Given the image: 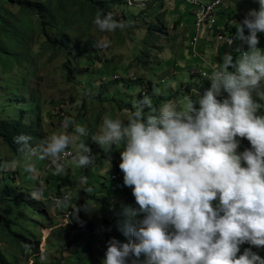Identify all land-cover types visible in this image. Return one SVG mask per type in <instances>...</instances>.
I'll use <instances>...</instances> for the list:
<instances>
[{
	"label": "clouds",
	"instance_id": "obj_1",
	"mask_svg": "<svg viewBox=\"0 0 264 264\" xmlns=\"http://www.w3.org/2000/svg\"><path fill=\"white\" fill-rule=\"evenodd\" d=\"M255 2L258 7L249 9L240 21H226L221 16L222 0L218 25L226 34L235 33L230 31L236 27L240 43L229 49L240 55L233 52L234 60L231 52H226L218 66L206 64L208 71L197 66L189 70L194 91L190 94H198L194 100L187 98L182 109L173 101L157 109L142 96L126 119L105 117L91 137L92 144L100 146L106 155L114 145H122L111 179L130 187L135 202L134 206L121 207L119 230L128 239L122 242L110 237L102 264H264V257L252 247L240 248L245 243L264 246V112H258L260 106L253 99L254 93L264 95V49L257 47V33H264V0ZM93 23L101 32H112L127 28L130 22L116 18L113 12L97 11ZM203 30L212 36L203 27L199 38ZM109 43L97 40L94 47L106 48ZM195 58L197 49L192 55ZM203 73L211 74L206 78ZM135 79L130 76V80ZM164 82L158 81L157 86ZM61 120L62 127L69 129L70 118L64 112ZM74 131L87 134L82 125ZM38 132L36 137L24 133L13 137L21 155L11 152L0 137L14 156H27L23 164L26 172L36 171L32 158L55 160L59 154L61 158L75 155L66 150L73 140L69 132L49 137ZM240 137L249 147L238 151ZM79 148L76 165H91L95 154L85 143ZM107 164L110 167L108 159ZM14 167L0 160V171ZM62 171L57 165L56 172ZM11 174L15 177L16 173ZM83 190L91 191L87 187ZM62 196H53L57 206L67 202ZM29 197L32 199L31 193ZM70 209L66 223L78 220L77 212L92 208L84 203Z\"/></svg>",
	"mask_w": 264,
	"mask_h": 264
},
{
	"label": "rangeland",
	"instance_id": "obj_2",
	"mask_svg": "<svg viewBox=\"0 0 264 264\" xmlns=\"http://www.w3.org/2000/svg\"><path fill=\"white\" fill-rule=\"evenodd\" d=\"M134 1L136 2L131 3L136 4L134 7L129 4L127 6L114 7L110 10V12L115 14L116 18L132 21L127 28L117 29L112 32H101L92 23L94 28L92 35L93 42L95 43L97 40H107L110 42L108 47L100 48L101 54L99 55L102 56L103 60H110L113 64L119 62L124 64V67L128 69V72L125 74L127 79H130V76L131 78H136L137 81L140 78L151 79L153 86H157V82L164 79L165 82L163 86L158 88L157 93L168 94L170 91L176 93L179 90V86H181V91L187 94L186 83H190L193 79L189 73V66L196 62L194 61L195 59H192L187 39L189 32L194 26V15L190 13V10H192L190 5L183 2L180 7V14H178L177 12L175 13L177 1L165 0V6L161 9V14H164L161 17L162 28L158 29L155 38L149 44L150 63L147 62L144 65V60L138 63L134 59L135 53H133V50L134 48H139V52L143 53L140 49V42L147 35L145 31L147 25L142 16L147 18V14L144 13L147 11L153 12L155 7L152 10L143 7L144 1L147 0ZM201 1L206 2L207 0ZM225 2L228 6L226 9L228 19L236 15H244L249 9L258 7L255 0H225ZM144 8L146 9L144 10ZM132 11L137 17L141 16V18L131 20L129 17ZM219 17L217 16V20ZM257 35L259 37L257 47L264 49V33L258 32ZM132 38L135 39L133 40ZM38 40L39 37L36 35L33 45L35 51L38 48ZM45 57L46 55H41L36 63L40 70V75L43 74V76L34 77L35 79L30 84L31 89L38 90V96L40 97L41 121L38 123L41 126H38V131L40 130L45 137L61 131L69 132L73 136V140L66 147V150H72L76 155L80 152L79 144L85 143L90 147L92 153L95 154V158L93 163L86 167H78L76 165L75 155L61 158V154H59L55 160L52 157H48L45 160L32 158L30 162L34 164L36 171L28 173L23 168L27 156L23 159L14 156L0 138V160L8 161L15 165L13 169L4 171L18 173L15 174L14 187L18 189L21 195L26 197L30 192L32 194V200L29 205L4 207L5 214L7 218L13 220L11 226L14 230L27 228L36 235L32 240H39L38 252L31 249L30 244H24L25 247L20 248L15 246L10 250L3 238H1L0 249L9 256L8 260L10 264H65L66 262H72L75 255L72 251H78L82 242L90 239L94 250L93 258L95 260L100 259L102 262L106 242L102 238L103 241L97 238L100 235L98 229L101 227V216L95 202L91 200L87 201L88 192H85L83 189L86 187L90 188L91 191L89 192L97 195L101 191L114 193L116 201L124 203L126 201L125 198L123 196L119 197L117 193L119 189L123 193L126 186L123 185L122 181L115 183L111 179L114 161L119 163L120 160L119 151L122 145H114L106 155L100 146L95 143L92 144L91 137L97 134L105 117L126 119L136 104L137 100L135 98L138 97L140 92L137 94L133 91L129 92L127 85L121 83L117 86L122 89L123 93L126 94L125 96H128V100L121 99L123 102L119 106L116 103H113V106H111L110 102L99 104L94 99L89 98V96L83 104L80 94L75 97L72 94V90L67 89L68 93L66 92V86L59 85L61 83V72L60 74L55 72L59 68L60 58L55 55L51 61L47 62L45 61ZM174 72L178 73L175 74ZM21 73L22 67H15L9 73L3 75V79L7 75L20 76ZM112 73L109 74L116 76L123 72L112 71ZM119 77V75L116 76L114 81L119 79ZM115 86L116 84L114 83L110 90H113ZM74 90L76 91V89ZM262 90H264V86H262ZM193 92V89H191V93ZM141 94H146V91H143ZM254 94L264 97V95L258 93ZM129 97L131 98L129 99ZM184 99L177 95L173 102L176 103L178 108L182 109L186 102ZM60 102H62V105ZM62 112L70 118L71 125L69 129L62 127ZM9 114L14 117L18 116V113L14 110H9ZM81 125L85 127L86 135L81 136L75 133V127ZM107 159L110 167H108ZM57 165L62 166V172H56ZM4 171H0V177ZM65 177L68 181H63ZM82 178H84L83 181ZM56 179L59 180L58 183H56ZM53 183H56L55 186L61 185V194L66 193L62 197H67V202L62 206L55 204L56 198L53 196H56V194L50 186ZM45 192H47V195ZM84 203L92 208L87 213L90 220L95 223L93 225L95 229L93 234H88L86 227L81 222L77 224L75 220H72L66 223L68 217L65 213L68 209ZM69 204L70 206L67 207ZM35 213L38 215H35ZM21 215H26L27 218L18 220ZM257 250H261L262 253L259 255L264 257V246L256 248L255 251ZM41 255L45 256L43 261L40 259Z\"/></svg>",
	"mask_w": 264,
	"mask_h": 264
},
{
	"label": "trees",
	"instance_id": "obj_3",
	"mask_svg": "<svg viewBox=\"0 0 264 264\" xmlns=\"http://www.w3.org/2000/svg\"><path fill=\"white\" fill-rule=\"evenodd\" d=\"M177 1L175 8L178 14L181 10L182 1ZM204 5L206 2L197 0ZM136 2L134 0H0V137L9 146L10 151L16 155L23 153L17 151V145L13 142V137L17 134L24 133L31 136H38V126H41L40 116V97L36 89H31L30 84L40 75V70L36 63L41 55H46L45 61L49 62L56 55L61 62L58 70L55 73L60 74V84L66 86V92L72 90V94L76 97L80 94L81 101L85 99H94L99 104L110 102L111 106L116 103L118 106L123 102L121 99H127L128 96L123 93L118 84H126L130 91L138 92L139 95L136 100L142 96H147L150 104L154 108H159L166 101H175L176 96L179 95L186 100L187 98H196L198 94H190L192 85L188 83L186 86V93L181 91V87L176 93L162 94L157 93L159 86L154 87L151 80L140 78L130 80L125 77L128 69L122 63L113 64L110 60H103L100 48L94 47L93 42V18L97 11L109 12L114 7L135 6L131 4ZM143 7L155 9L147 11V18L142 16L146 21V37L140 42V49L134 48V58L138 62H143L145 65L149 63L150 43L155 38L158 29L162 28L161 9L165 6V0H147ZM185 2V1H184ZM194 8L193 4L185 2ZM174 8V9H175ZM146 8H144L145 10ZM141 13V12H140ZM244 15H237L232 19L241 20ZM131 20L140 19L141 16L132 11L129 17ZM137 18V19H136ZM130 23L132 21H129ZM129 23V24H130ZM136 26V25H135ZM134 27V25H133ZM235 26L230 32H236ZM38 35V48L35 51L33 45L35 43V36ZM133 40L135 38H132ZM87 41L86 43H84ZM15 67H22L20 76L7 75L3 79V75L10 72ZM120 72L116 76L119 79L114 81L115 75L109 73ZM114 74V73H112ZM40 76H43L41 74ZM139 82V83H138ZM116 86L110 90L113 84ZM209 84L202 87L207 88ZM76 89V91L74 90ZM110 90V92H109ZM146 91V94H141ZM131 97H129L130 99ZM253 99L260 106L258 112H264V97L253 95ZM183 100V101H184ZM65 103V101H63ZM128 102V101H127ZM183 103V102H182ZM62 105V102H60ZM9 110H14L18 113L17 117L11 116ZM147 112L148 109L145 108ZM239 150L249 147L248 141L240 137ZM31 142V140L29 141ZM16 173V172H15ZM17 174V173H16ZM6 175L2 179V186H0V243L3 238L10 250L13 247H24V244H30L31 249L38 252L39 240H32L36 237L34 232L27 228L14 230L11 224L13 220L7 218L4 207H21L29 205L32 200L27 194L26 197L18 192L14 187L15 177L10 172H4ZM62 180V179H61ZM29 181V180H27ZM63 181H68L65 177ZM59 180L56 179V183ZM115 182V181H114ZM56 183L51 184V189L55 192L56 197H61L60 187L55 186ZM116 183V182H115ZM125 191L121 193L118 190V196L125 198L124 203L116 201L114 193H105L101 191L99 195L87 193V201H94L98 207L101 216V227L98 229L100 235L105 242L110 238H115L119 241L126 242L128 237H125L119 230V221L121 220V207L123 205H135L131 194V188H124ZM47 195V192H45ZM117 196V195H116ZM82 205V204H81ZM70 204L67 206L69 207ZM79 206V205H78ZM70 209V208H69ZM71 211V210H68ZM67 213V212H66ZM65 213V214H66ZM37 214V213H35ZM76 223H83L88 234H93L95 231L87 211H79ZM26 215H21L18 219H26ZM101 239V241H103ZM51 246V245H48ZM244 247H252L255 251V246L248 244L240 245L241 250ZM70 251L71 248L68 247ZM23 252V251H22ZM75 253L72 262L65 264H101V260L93 258L94 250L91 246V240H84L80 245L78 251ZM258 254L262 253L257 250ZM142 259V257H141ZM0 264H9L8 256L0 249ZM60 264V263H56Z\"/></svg>",
	"mask_w": 264,
	"mask_h": 264
},
{
	"label": "built area",
	"instance_id": "obj_4",
	"mask_svg": "<svg viewBox=\"0 0 264 264\" xmlns=\"http://www.w3.org/2000/svg\"><path fill=\"white\" fill-rule=\"evenodd\" d=\"M188 3L193 4L195 7L194 11V36L190 41V46L192 49L196 50V44L199 40V34L203 27L212 35L211 37L219 46H225L230 49H234L237 45L238 38L235 33H223L221 26L218 25L217 16L222 7V0H212L202 5L197 0H186ZM245 50L244 48H242ZM235 55L239 56L240 52L233 51ZM196 54V53H195ZM212 71L215 69L211 67ZM212 73V72H211ZM211 73H203V75L208 78ZM66 155L71 154V152H66Z\"/></svg>",
	"mask_w": 264,
	"mask_h": 264
},
{
	"label": "crops",
	"instance_id": "obj_5",
	"mask_svg": "<svg viewBox=\"0 0 264 264\" xmlns=\"http://www.w3.org/2000/svg\"><path fill=\"white\" fill-rule=\"evenodd\" d=\"M224 1L223 4V8L221 11V16H223L224 18H227L226 16V9L228 8L227 3ZM195 8H192V10H190L191 14H194ZM243 15V14H242ZM245 15V14H244ZM228 21V18L227 20ZM234 22V20H231ZM192 33V30L189 32L187 39H188V48L191 51V54H194V50L190 47L189 45V36ZM240 43V42H239ZM242 47H246V46H242ZM197 58H195L194 61H196L195 63H193L192 65L189 66V70L197 67L200 68H204L206 71H208V66H206L207 63H213L215 66H218L219 63L221 62V60L223 59V56L226 52H231L233 59L235 60L237 57L234 55L233 51L230 50L229 48L225 47V46H218L216 44V42H214V40L210 37V35L205 32L203 30L199 40H198V44H197ZM178 62V60L176 61V63Z\"/></svg>",
	"mask_w": 264,
	"mask_h": 264
},
{
	"label": "bare ground",
	"instance_id": "obj_6",
	"mask_svg": "<svg viewBox=\"0 0 264 264\" xmlns=\"http://www.w3.org/2000/svg\"><path fill=\"white\" fill-rule=\"evenodd\" d=\"M191 47V46H190Z\"/></svg>",
	"mask_w": 264,
	"mask_h": 264
}]
</instances>
